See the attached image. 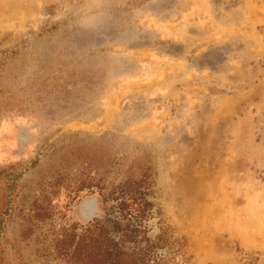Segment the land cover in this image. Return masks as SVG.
<instances>
[{"label": "rangeland", "instance_id": "obj_1", "mask_svg": "<svg viewBox=\"0 0 264 264\" xmlns=\"http://www.w3.org/2000/svg\"><path fill=\"white\" fill-rule=\"evenodd\" d=\"M133 181L177 264H264V0H0V259L96 219L143 245Z\"/></svg>", "mask_w": 264, "mask_h": 264}, {"label": "trees", "instance_id": "obj_2", "mask_svg": "<svg viewBox=\"0 0 264 264\" xmlns=\"http://www.w3.org/2000/svg\"><path fill=\"white\" fill-rule=\"evenodd\" d=\"M115 192L116 208L122 220L126 221L122 236L132 235L130 239L134 244L138 238L144 244L134 246L129 252L123 251L118 243L109 239L106 229L96 219L84 228H74L56 240L54 251L59 260L63 264H177L174 256L181 251L178 241L170 240L164 230L155 241L145 236L144 222L151 215L152 203L147 200L140 183L133 181L123 184ZM23 236H27V233L21 234ZM163 249L166 254H159V250ZM8 261L0 259V264H18Z\"/></svg>", "mask_w": 264, "mask_h": 264}, {"label": "bare ground", "instance_id": "obj_3", "mask_svg": "<svg viewBox=\"0 0 264 264\" xmlns=\"http://www.w3.org/2000/svg\"><path fill=\"white\" fill-rule=\"evenodd\" d=\"M250 219H249V221L247 220V222H245L246 220L243 222L244 223L243 224L244 228L245 227H249L250 228L251 225L253 227H257L259 229H261L262 227H264V219H261L259 217H254V216L252 218H250Z\"/></svg>", "mask_w": 264, "mask_h": 264}]
</instances>
